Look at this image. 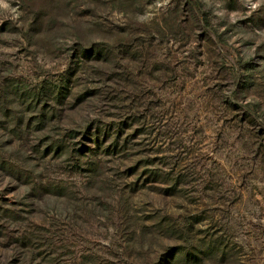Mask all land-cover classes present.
I'll return each instance as SVG.
<instances>
[{"label":"rangeland","instance_id":"obj_1","mask_svg":"<svg viewBox=\"0 0 264 264\" xmlns=\"http://www.w3.org/2000/svg\"><path fill=\"white\" fill-rule=\"evenodd\" d=\"M0 264H264V0H0Z\"/></svg>","mask_w":264,"mask_h":264}]
</instances>
